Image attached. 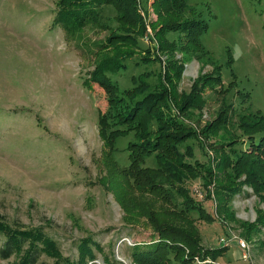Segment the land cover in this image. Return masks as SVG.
I'll return each mask as SVG.
<instances>
[{
  "label": "rangeland",
  "instance_id": "374dc122",
  "mask_svg": "<svg viewBox=\"0 0 264 264\" xmlns=\"http://www.w3.org/2000/svg\"><path fill=\"white\" fill-rule=\"evenodd\" d=\"M56 3L0 0V219L14 228H40L53 241L55 254H41L36 264L81 261L80 244L85 239L98 245L88 243L95 258L83 257L85 264H135L130 247L152 240L148 218L159 216L161 225L174 223L188 229L180 217L163 214L171 212L164 201L142 197L137 187L133 193L138 200L133 202H142L145 210L131 203L128 213L117 199L121 188L127 190L126 196L132 188L122 185L127 177L113 161L111 165L110 158L127 162L125 148L131 136L117 139L111 154L98 127L106 94L87 79L103 57L131 53L111 81L127 89L145 69L160 71L149 78L147 90L162 81L171 113L196 133L195 143L211 158L213 182L205 188L210 199L205 201L201 181L190 184L192 198L203 202L215 217L213 224L196 222L198 237L205 246L221 242L227 247L217 264H264V224L246 234L247 226L263 213L264 202L244 186L232 200H222L227 214L220 213L213 189L232 183L219 171L222 149L227 152L230 147H218L230 141L239 152L254 149L239 127L241 117L264 115V0H187L188 8L170 13H165L161 0H135L131 4L138 13L135 19L121 22V13L112 9L105 17L109 20L85 26L74 36L54 25ZM191 15L207 22L199 36V50L193 53L195 43L185 37L178 43L167 39L164 43L167 27ZM135 25L146 30L139 47L107 44L115 33L134 31ZM168 71L170 77L164 80L162 73ZM216 76L219 83L212 81ZM168 133L180 136L173 130ZM194 152L201 162L207 159L197 147ZM150 175L159 176L141 174L142 179ZM236 180L242 183L245 177ZM19 260L14 257L0 264ZM196 262L214 264L208 259Z\"/></svg>",
  "mask_w": 264,
  "mask_h": 264
},
{
  "label": "trees",
  "instance_id": "16d2710c",
  "mask_svg": "<svg viewBox=\"0 0 264 264\" xmlns=\"http://www.w3.org/2000/svg\"><path fill=\"white\" fill-rule=\"evenodd\" d=\"M133 2L135 0H57L54 25H61L67 35L74 36L85 26L97 25L99 20L103 23L106 14L112 9L115 13L119 11L121 13L118 17L119 21L125 22L126 18L135 19L138 15L135 5L131 8ZM161 3L167 7L165 13L179 12L178 9L190 6L187 0H161ZM108 18L105 21L109 20ZM134 27L138 28L136 25ZM137 28L134 31L124 30L112 34V38L107 39V44L114 48L128 44L139 47V38L146 33V30L141 26ZM167 28L168 32L162 38L164 43L166 39L171 44L178 43L185 37L188 43L189 41L195 43V47L192 48H196L193 52L196 53L200 48L199 36L206 30L207 22L199 16L191 15L190 18ZM161 51L166 52L163 48ZM127 54L112 58L103 57L87 79L97 83L106 94L107 106L105 112L99 115L98 127L102 139L110 145L111 154L115 153L117 139L131 136L125 148L128 154L127 162L122 164L115 157L110 156L111 165L113 161L114 167L127 177L125 183L121 184L126 189L132 188L129 196L125 194L127 190L121 188V194L117 199L128 213L131 203L140 206V210H145L142 202H133L138 200L133 193V187L134 189L137 187L142 197H153L161 202L164 201L165 205L170 207L171 212H164V215H176L188 226V229H184L174 223L161 225L157 221L159 216L148 218L145 215L152 221V240L148 243H134L130 247L131 261L135 264H198L196 260L203 262L208 259L217 264L218 260L225 257L228 249L221 242L218 245L205 246L202 237H198L200 232L196 222L201 220L203 223L213 224L215 217L210 214V209L203 202L195 201L190 195L192 194L190 184L193 181H201L199 186L205 201L210 199L205 188L213 182L211 158L207 156L201 144L195 143L198 138L196 133L184 127L178 117L171 113L172 105L169 103L167 88L162 85V81H159L153 90H147L151 85L149 78L160 75V71L153 70L148 73L145 69L144 73L132 79V86L127 89L111 81V77L123 69L126 65L125 61L130 59L131 53ZM170 68L171 65L169 70ZM168 73L169 71L162 73L164 80L170 77ZM217 77L219 76L212 81L216 80L219 83ZM165 108L169 112H165ZM181 110L183 111V108H180ZM241 120L239 127L243 136L249 138L248 142L254 149L249 152H239L230 141H224L223 145L218 147V149L230 147L227 152L222 149L223 156L219 163V171L232 181L229 184L224 181L225 184L213 186V189H216L215 196L219 203L217 210L220 213L227 212L222 210V200L226 198L232 200L235 194L243 191L244 186L250 188L252 193L264 202V115L248 113L244 114ZM172 130L180 136L169 134L168 131ZM173 139L176 140V144ZM195 147L207 157L205 161L201 162L196 158ZM112 169L113 176L116 171ZM143 172H156L159 176L150 175L142 179ZM243 175L245 181L239 183L236 178ZM142 182L143 186H141ZM137 183L141 187L136 186ZM155 210L157 209L151 211ZM162 210L161 207L158 212ZM262 211L257 220L247 226L246 234L253 233L258 226L264 224V210ZM144 213L142 212V215ZM192 213L197 218L192 216ZM130 215L134 216L137 213ZM88 243L93 244L89 239L82 241L80 244L82 259L74 264H85L86 259L83 257L94 260L95 255ZM93 245L98 247L96 244ZM50 249L53 250L49 251ZM56 251L53 241L41 232L40 228L27 230L14 228L0 219L1 261L18 257L20 260L14 264H36L41 254L54 255ZM185 251H188L189 255L184 256ZM111 264L117 262L113 261Z\"/></svg>",
  "mask_w": 264,
  "mask_h": 264
}]
</instances>
